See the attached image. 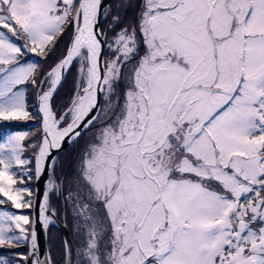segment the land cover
<instances>
[{
    "label": "snow or ice",
    "instance_id": "snow-or-ice-1",
    "mask_svg": "<svg viewBox=\"0 0 264 264\" xmlns=\"http://www.w3.org/2000/svg\"><path fill=\"white\" fill-rule=\"evenodd\" d=\"M107 8L0 0V121L33 119L29 87L42 113L35 138L0 143V208H14L0 210V249L29 246L0 264H264V0H141L111 43L100 25L122 21ZM85 132L94 141L65 197L80 246L66 239L60 261L41 259L35 223L55 224L49 193L63 189L49 176L33 220L15 211L36 207L24 181Z\"/></svg>",
    "mask_w": 264,
    "mask_h": 264
},
{
    "label": "trees",
    "instance_id": "trees-1",
    "mask_svg": "<svg viewBox=\"0 0 264 264\" xmlns=\"http://www.w3.org/2000/svg\"><path fill=\"white\" fill-rule=\"evenodd\" d=\"M127 1L128 0H109V5H108L107 10L110 11L113 15H118L120 17V20L122 21V23L120 25H113L112 26L113 30L109 31V27L111 25L110 18L108 20H103L102 30H105L106 25L109 24V27L107 28V32H106L107 37L109 38V42L111 41L112 37L115 36L116 31L120 27L130 26V24L132 22V21H130V17H129L131 9L132 8L137 9V12L139 10L141 0H135V1H130V2H127ZM117 6H119V8ZM133 12H135V11H133ZM135 21H138V16H137ZM67 44H68V37L65 36L63 41H61L59 43V46H58L57 51H56V56H62L63 55L64 49L67 46ZM106 56H108V53L106 54ZM36 57H37L36 58L37 61L41 59L39 56H36ZM54 59H55V56L52 59H49L46 64L43 63V66L48 67L49 65L52 64ZM77 69H78V64L74 63L70 72L67 74V78H66V81H65L63 87L59 89V93L55 97V104H56V107L58 109L64 108V106L67 104V102H68V100H69V98L73 92L74 85H75V82H76L77 76H78ZM34 92H35V90L32 89L31 87H29L28 92L26 93V98H27V102L29 105L28 110L32 114L33 119H31L29 121H11V122L0 121V138L2 136H4L6 133L13 132V131H24V132L27 131L29 133V139H33L38 135L37 129L40 127L41 117L38 113L37 98L34 95ZM24 143L27 144L28 140L26 139ZM76 143H79V145H80L78 147L79 156H80L82 154L83 150L85 149V133H82L81 137H79L77 139V141L74 142L70 147L60 151L58 153L57 160L59 161L61 159H63V160L69 159L71 156V153H69V149L72 146H74ZM30 154H33V149H31V148L26 149L24 156H28ZM78 160H79V158H75L74 162L77 163ZM56 164L57 163H55L54 167L56 166ZM67 164H68V162H67ZM67 164L65 165L64 168H66L68 166ZM32 169L34 170V163L32 165ZM14 178L17 179V181H18L17 185L21 186L19 183L20 176L15 175ZM68 178H69V174L65 172V174L63 175V183H65L66 185H67V182H71V180ZM24 183L28 185L29 189L31 190V192L34 195L35 176H33L31 180H25ZM65 184H64V187H66ZM50 201L52 203V207L55 206V208L59 212V213H57L58 218L62 219V217H61L62 211L65 210V212L67 214V201L65 199V196L61 195V197H60L59 195H53L52 193H50ZM5 206H8L7 202H6ZM22 211L25 214H29L31 217L32 211L29 212L27 209H24ZM66 218H67V216H66ZM66 221H67V219H66ZM67 223H69V222H67ZM48 246H49L51 257L55 261H60L61 256H62V250L64 247V239H63V234H62L61 229L56 225H50L49 226V229H48ZM74 246H76V245L74 244ZM27 249H28V245L25 244V245L20 246V248L0 249V254L8 255L11 252L13 255H15L17 252L25 251Z\"/></svg>",
    "mask_w": 264,
    "mask_h": 264
},
{
    "label": "water",
    "instance_id": "water-1",
    "mask_svg": "<svg viewBox=\"0 0 264 264\" xmlns=\"http://www.w3.org/2000/svg\"><path fill=\"white\" fill-rule=\"evenodd\" d=\"M108 1L109 0H103V3L105 5H107ZM102 55L105 57V48H104V51L102 52ZM37 109H38V113H39V115L41 117V124H40V127H41L42 126V113L39 112V102H38V100H37ZM77 139L75 141H77ZM74 142L69 143V142L66 141L64 143V145H63L62 150L67 148L68 146H70ZM62 150L53 152L52 156L57 159L58 153L60 151H62ZM50 159H51V157H50ZM53 167L51 168V170H49V167L46 166L45 171L43 173H41L39 175V177L35 176L33 201H34V205L36 207L31 213V218L33 220H37V218L39 216V206L42 205V203H43V195H44V193L48 191V180H49V176H52ZM49 199H50V193H49ZM54 220H55V224L62 229V232H63V235H64V239L65 240L67 239L68 241H70L73 244V240H72L71 234H70L68 226H67V224L65 222V216L62 217V219H59L58 216L55 215ZM35 229H36V232H37V240H38V245H39V254H40L41 259H43L46 254H50V250H49V246H48V229H49V227L47 229H43L41 227V224L37 221L35 223Z\"/></svg>",
    "mask_w": 264,
    "mask_h": 264
},
{
    "label": "flooded vegetation",
    "instance_id": "flooded-vegetation-1",
    "mask_svg": "<svg viewBox=\"0 0 264 264\" xmlns=\"http://www.w3.org/2000/svg\"><path fill=\"white\" fill-rule=\"evenodd\" d=\"M130 1H135V0H128L127 2H130ZM133 11H135V12H133ZM139 12H140V7H139L138 12H137V9H134V8L131 9L130 14H129V17H130V21H132V22H131L130 26H135L139 22V20L138 21H135L136 18H137V16L139 17ZM100 26H101V29H102L103 28L102 23H101ZM108 27H109V24L106 25L105 30H104L105 32H107V28ZM122 27H124V26H122ZM120 28L116 32H118L120 30ZM107 53H108V51H107V45H105V57L106 58H107V56H106ZM93 131H95V130H93ZM93 141H94V137H93L92 133L91 132H85V149L83 150V152H82V154L80 156H79V150H78V147L80 145H79V143H76L74 146H72L69 149V153H71V156H70L69 159H67V160L61 159L59 161L56 159V163L57 164H56L55 167H53V173H52V175H53L54 180L57 183H61V187L63 189L62 193H58L56 195H59L60 197H61V195H64L66 197L68 195V190H69L68 189V185L69 184H73V189L72 190L74 191V183L73 182H74V179H77L78 178L77 169L80 166L81 158H82L83 153L85 152L86 148ZM70 146H68V147H70ZM75 158H79V160H78L77 163L74 162L75 161ZM67 162H68V164H67ZM66 164L68 165L67 166L68 168L67 167L64 168ZM65 172L69 174V178L68 179L71 180V182H67V185L65 183H63V181L61 180V178H63V175L65 174ZM64 184L66 185V187H64Z\"/></svg>",
    "mask_w": 264,
    "mask_h": 264
},
{
    "label": "rangeland",
    "instance_id": "rangeland-1",
    "mask_svg": "<svg viewBox=\"0 0 264 264\" xmlns=\"http://www.w3.org/2000/svg\"><path fill=\"white\" fill-rule=\"evenodd\" d=\"M109 5V1H108V3H107V6ZM109 43H111V41L109 42ZM114 47V46H113ZM107 51H108V56H107V58L108 59H112L113 58V53H112V51L110 50V49H108V47H107ZM36 56H38V55H36V54H33V55H31V56H29L28 57V61L29 62H34V63H39V64H42V67H44L43 66V63H42V58L40 59V60H36ZM78 67H79V65H78ZM19 132H24V131H13V132H8V133H6L4 136H2L1 138H0V143H2V142H4V140L9 136V135H15L16 133H19ZM51 178L54 180V178H53V175L51 176ZM78 179V178H77ZM76 179H74V181H75ZM55 181V180H54ZM15 187H17V188H19L20 186L19 185H16ZM74 190H75V188H74ZM8 203V206H5L4 208H0V210H14V208H13V206L11 205V202H7ZM59 207V206H58ZM53 208H55V206H53ZM55 210H56V215H57V213H59L58 212V210L55 208ZM63 210V209H62ZM16 212H17V214H25L22 210H15ZM29 215V214H28ZM65 216V222H66V224H67V226H68V229H69V232H70V234H71V237H72V240H73V244H75L76 245V247H79L80 245H79V240L81 239L80 237H78L77 235H76V231H75V228H76V220L74 219V213H73V211H72V208H71V206L67 203V214H66V212H65V210H63L62 211V216L61 217H64ZM66 216H67V218H66ZM66 219H67V221H66ZM67 222H69V223H67ZM69 224V225H68ZM54 225H56V224H54ZM57 226V225H56ZM70 226V227H69ZM59 227V226H58ZM60 228V227H59ZM71 228V229H70ZM61 229V228H60ZM72 230V231H71ZM61 231H62V229H61ZM62 234H63V232H62ZM63 239H64V235H63ZM64 241H65V239H64ZM75 242V243H74Z\"/></svg>",
    "mask_w": 264,
    "mask_h": 264
}]
</instances>
